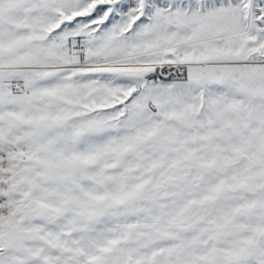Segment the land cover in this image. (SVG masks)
<instances>
[{
	"label": "snow or ice",
	"instance_id": "obj_1",
	"mask_svg": "<svg viewBox=\"0 0 264 264\" xmlns=\"http://www.w3.org/2000/svg\"><path fill=\"white\" fill-rule=\"evenodd\" d=\"M0 264H264V0H0Z\"/></svg>",
	"mask_w": 264,
	"mask_h": 264
}]
</instances>
